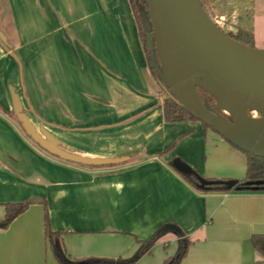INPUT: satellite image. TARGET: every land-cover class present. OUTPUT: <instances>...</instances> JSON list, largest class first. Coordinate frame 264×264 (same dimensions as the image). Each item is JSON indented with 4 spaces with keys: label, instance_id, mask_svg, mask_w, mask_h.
<instances>
[{
    "label": "crops",
    "instance_id": "obj_1",
    "mask_svg": "<svg viewBox=\"0 0 264 264\" xmlns=\"http://www.w3.org/2000/svg\"><path fill=\"white\" fill-rule=\"evenodd\" d=\"M214 7L226 33L218 20L264 29V0ZM162 97L128 0H0V222L7 204L32 203L0 228V264H61L45 205L71 261L131 260L140 241L173 224L193 241L181 264H264L252 243L264 235V194H203L170 166L243 181L246 154L202 122H166ZM17 112L60 150L97 164L39 150ZM178 249L168 233L135 264H164Z\"/></svg>",
    "mask_w": 264,
    "mask_h": 264
},
{
    "label": "water",
    "instance_id": "obj_2",
    "mask_svg": "<svg viewBox=\"0 0 264 264\" xmlns=\"http://www.w3.org/2000/svg\"><path fill=\"white\" fill-rule=\"evenodd\" d=\"M142 1L148 7L147 48L162 99L172 100L242 152L264 158V50L228 36L199 0ZM198 89L216 101V110L201 101ZM17 115L26 132L51 154L82 165L97 164L60 151L34 132L25 113ZM174 167L195 177L202 190L243 189L237 180H208L180 160ZM248 186L258 191L264 182Z\"/></svg>",
    "mask_w": 264,
    "mask_h": 264
},
{
    "label": "trees",
    "instance_id": "obj_3",
    "mask_svg": "<svg viewBox=\"0 0 264 264\" xmlns=\"http://www.w3.org/2000/svg\"><path fill=\"white\" fill-rule=\"evenodd\" d=\"M132 14L134 16V19L137 23L139 32H140V38L141 42L143 44V48L145 51V54L147 56L148 64L150 71L154 78H156L158 84L159 79L156 73V70L154 69L151 60H150V54L148 52L147 48V30L145 25V16L148 15V7L142 0H128ZM218 1H225V0H199L201 5L204 7V9L209 13V8L213 7V5ZM213 19L212 15H210ZM228 36H230L232 39L237 40L240 43H243L245 45L255 47L253 40L249 38V34L240 30L239 33H228ZM198 94L202 102L208 101L209 104L216 110V101L209 96L204 91L198 89ZM163 110H164V117L165 121L170 124H180V123H187L192 121H199L192 115H190L188 112L180 108L175 102H173L170 99H167L163 101ZM219 114H222L226 118L229 119L227 115H225L223 112H218ZM200 122V121H199ZM206 126V125H204ZM207 127V126H206ZM209 128V127H207ZM246 154V153H245ZM51 155V154H50ZM53 155V154H52ZM55 156V155H53ZM248 164H247V175L246 178L243 181H239L240 187L243 189L240 191L235 190H227L224 186H214L208 189H200L198 187V182L195 177L191 175H185L178 172L174 167V162L176 160H173L170 164V166L183 178L185 179L193 188H195L198 192L203 194H211V193H223V194H264V186H260V189L258 191H255L252 189V187L248 186V183H255V182H264V158L255 157L251 154H246ZM58 159H61L57 156H55ZM63 160V159H61ZM67 161V160H64ZM31 202H24V203H17V204H7L6 205V216L3 221L0 222V228L1 229H7L13 221L25 213L28 208L31 206ZM45 230H46V236L50 242L51 248L53 250V253L56 257V259L61 264H92V263H103V264H135L137 263L142 257L145 255H148L151 253V250L156 245V243L159 241L160 238H162L164 235L168 233H172L176 235L179 238V249L175 256L168 258L164 264H181L182 261L186 258L189 248L193 244V241L189 239L185 234L180 230L179 227L173 224H166L161 226L152 236L146 241H140V249L138 250L137 254L131 259V260H82V261H71L66 253V250L64 248V245L62 243L61 237L62 233L54 232L51 229L50 222H49V214H48V208L45 205ZM252 243L255 248V250L264 257V235L261 236H253Z\"/></svg>",
    "mask_w": 264,
    "mask_h": 264
},
{
    "label": "rangeland",
    "instance_id": "obj_4",
    "mask_svg": "<svg viewBox=\"0 0 264 264\" xmlns=\"http://www.w3.org/2000/svg\"><path fill=\"white\" fill-rule=\"evenodd\" d=\"M255 1V0H254ZM215 5V4H214ZM214 5H213V7H210L209 8V13H210V15H212V17H213V19H215V7H214ZM218 21H220L222 24H221V26L227 31V32H231V33H234V34H237V33H239V31L241 30L240 28H238L237 27V25H234L235 23H237V20L236 19H231V20H228V19H226L225 21H222V20H218ZM224 31V30H223ZM228 34V33H227ZM249 38L251 39V40H253V42H254V46H255V48H258V49H261V50H264V29H263V31L261 32V31H257L256 32V34H249ZM160 95L162 96V92H160ZM164 95V94H163ZM25 117H26V119H27V121L31 124V126L34 128V132L36 133V134H38L39 136H41L42 137V139L43 140H45V141H47V142H49L50 144H51V142H50V140L51 139H49V140H46V133H48V134H50L49 133V131H47V130H42V129H40V128H37V122H36V120L34 119V117L33 116H29V114L28 113H26L25 114ZM13 120L16 122V124H17V126L19 127V130L21 131V133L26 137V139L31 143V144H33V145H35L39 150H42L44 153H46V154H51L50 152H48L47 150H45L44 148H42L37 142H35L34 140H33V138L26 132V130L24 129V127H23V124H22V122L20 121V119L18 118V115H14L13 116ZM45 132V133H44ZM52 146H54L53 144H51ZM54 147H56V146H54ZM57 148V147H56ZM59 149V148H58ZM60 150V149H59ZM60 151H63V150H60ZM64 152V151H63ZM54 155V154H53ZM52 154H51V156H53ZM56 156V155H55ZM54 156V157H55ZM58 157V156H57ZM60 158V157H59ZM68 162H70V161H68Z\"/></svg>",
    "mask_w": 264,
    "mask_h": 264
}]
</instances>
